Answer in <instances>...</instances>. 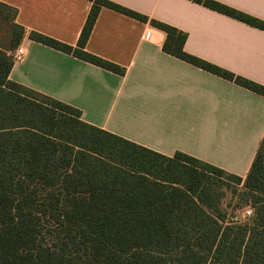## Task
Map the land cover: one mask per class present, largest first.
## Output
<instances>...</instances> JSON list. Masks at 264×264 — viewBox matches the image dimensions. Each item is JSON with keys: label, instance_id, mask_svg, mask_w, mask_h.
Here are the masks:
<instances>
[{"label": "trees", "instance_id": "obj_1", "mask_svg": "<svg viewBox=\"0 0 264 264\" xmlns=\"http://www.w3.org/2000/svg\"><path fill=\"white\" fill-rule=\"evenodd\" d=\"M193 1L264 30V20L229 5ZM92 2L77 45L29 37L124 74L86 49L99 12L148 16ZM17 15L0 1V264H264V137L244 178L93 125L80 108L10 78L28 32ZM152 23L167 33L165 52L264 95L263 84L188 52L184 30ZM242 208L252 209L246 219Z\"/></svg>", "mask_w": 264, "mask_h": 264}, {"label": "crops", "instance_id": "obj_2", "mask_svg": "<svg viewBox=\"0 0 264 264\" xmlns=\"http://www.w3.org/2000/svg\"><path fill=\"white\" fill-rule=\"evenodd\" d=\"M18 9L25 56L10 78L70 103L87 122L165 155L183 151L242 177L264 137V95L163 50L167 33L185 49L264 85V30L193 0H110L148 16L102 7L86 49L119 74L29 37L37 31L77 45L92 0H0ZM264 20V0H216Z\"/></svg>", "mask_w": 264, "mask_h": 264}, {"label": "built area", "instance_id": "obj_3", "mask_svg": "<svg viewBox=\"0 0 264 264\" xmlns=\"http://www.w3.org/2000/svg\"><path fill=\"white\" fill-rule=\"evenodd\" d=\"M25 54H26V49L22 44H20L13 52V56L16 61L21 60L25 56ZM251 213H252V209L248 208L247 214L250 215Z\"/></svg>", "mask_w": 264, "mask_h": 264}, {"label": "rangeland", "instance_id": "obj_4", "mask_svg": "<svg viewBox=\"0 0 264 264\" xmlns=\"http://www.w3.org/2000/svg\"><path fill=\"white\" fill-rule=\"evenodd\" d=\"M230 200H232V195L228 194L225 202L227 203ZM236 213L237 215H240L244 219H246L249 216V214H247V208L237 209Z\"/></svg>", "mask_w": 264, "mask_h": 264}]
</instances>
